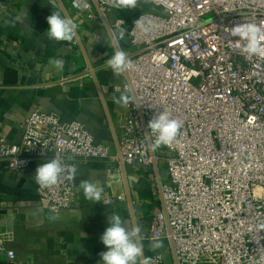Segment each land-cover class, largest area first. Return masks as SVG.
<instances>
[{
  "label": "built area",
  "instance_id": "built-area-1",
  "mask_svg": "<svg viewBox=\"0 0 264 264\" xmlns=\"http://www.w3.org/2000/svg\"><path fill=\"white\" fill-rule=\"evenodd\" d=\"M147 1L150 9L130 29L124 20L114 24L116 42L128 39L118 47L133 61L127 74L138 101L127 109L121 156L83 123L37 110L23 124L21 144L0 136V164L23 171L62 157L69 168L37 192L52 212L77 202L78 164L99 162L113 179H120L121 163L151 170L163 164L164 204L150 224L152 242L172 239L179 264H264V56L242 54L245 41L231 35L238 24L264 29V0ZM96 2L105 17L114 8L112 0ZM73 5L90 10L92 0ZM123 90L131 93L128 82ZM140 112L146 125L161 112L182 122L171 146L149 148ZM6 244L0 234V251L18 264ZM146 260L169 264L163 253Z\"/></svg>",
  "mask_w": 264,
  "mask_h": 264
},
{
  "label": "crops",
  "instance_id": "crops-1",
  "mask_svg": "<svg viewBox=\"0 0 264 264\" xmlns=\"http://www.w3.org/2000/svg\"><path fill=\"white\" fill-rule=\"evenodd\" d=\"M61 1L77 25L119 139L128 106L133 103H114L121 93L132 95L123 90L126 73L115 76L107 67L116 51L112 37L119 30L114 24L124 20L125 29H130L150 7H137L136 12H132L133 7H114L104 21L93 2L90 10H78L73 0ZM53 10L64 16L56 0H0V136L9 144H21L23 124L38 110L57 115L66 123H83L97 143L117 153L97 87L76 37L55 41L46 35L47 17ZM118 44L125 47L128 39ZM57 60L63 64H54ZM41 164L34 163L23 171H12L5 163L0 164V234L7 240L6 247L15 252L18 264H102L99 254L107 249L100 237L109 226L107 217L111 212L118 214L126 227L134 228L122 171L120 179H113L99 162L78 164L77 202L70 209L52 212L37 196L40 186L34 174ZM162 166H158L159 176L165 182L167 173ZM125 171L145 259L157 253L170 256V242L149 239L152 219L163 207L154 168L133 164L125 165ZM85 180L103 188L99 203L84 198L79 185ZM120 197L124 199L118 200ZM0 264H13L6 252L0 251Z\"/></svg>",
  "mask_w": 264,
  "mask_h": 264
},
{
  "label": "clouds",
  "instance_id": "clouds-1",
  "mask_svg": "<svg viewBox=\"0 0 264 264\" xmlns=\"http://www.w3.org/2000/svg\"><path fill=\"white\" fill-rule=\"evenodd\" d=\"M136 3L137 0H112V6L117 9L135 7ZM54 7L53 3V9ZM47 23L49 27L46 35L50 40L71 41L76 35L77 25L75 22L70 17L60 15L55 10L47 17ZM231 35L245 41L242 54L247 57L264 56V29L261 27L253 23L238 24L232 28ZM53 63L63 64L59 60L53 61ZM132 65L133 61L128 58L124 50L118 47L107 61V67L115 76L126 73ZM135 100L134 93L129 95L125 92L121 93L118 98H114V103L127 106L129 103H134ZM147 127L150 129V133L147 132L146 135H149V138L151 135H155V141L149 143V148L155 151L162 146L172 145L180 133L182 122L172 118L167 112H161L148 122ZM68 168L69 165L64 162L63 158L56 156L37 166L34 174L35 182L41 188L55 186ZM74 171L75 169H73ZM79 187L83 190L86 200L99 203L103 193L102 187L86 180L81 181ZM107 219L109 226L100 237L107 249L99 254L102 258V264H139L144 256L143 244L138 242L141 233L140 227H126L125 221L118 214L112 212ZM143 264H147V260H144Z\"/></svg>",
  "mask_w": 264,
  "mask_h": 264
},
{
  "label": "water",
  "instance_id": "water-1",
  "mask_svg": "<svg viewBox=\"0 0 264 264\" xmlns=\"http://www.w3.org/2000/svg\"><path fill=\"white\" fill-rule=\"evenodd\" d=\"M58 5L60 6L64 16L66 17H70L69 13H68V10L66 9V7L64 6L63 2L61 0H56ZM94 6L96 7L100 17L102 18V20L105 21V16L102 14L100 8H99V5L98 3L96 2V0H92ZM71 18V17H70ZM106 23V22H105ZM107 29L109 30V27L107 24H105ZM111 33V32H110ZM76 39H77V42H78V45L80 46L81 50H82V53L86 59V62H87V65H88V68L90 70V73H91V76L95 82V85L97 87V91L99 93V96H100V99H101V102H102V105H103V108H104V111H105V114H106V117L108 119V122H109V125H110V128H111V131H112V135H113V139H114V143H115V147H116V152H117V155L120 157L121 156V153H120V143H119V139L117 137V134H116V131H115V128H114V125H113V121H112V118H111V114H110V111L108 109V106H107V103H106V100H105V97L103 95V92H102V89H101V86L99 84V81H98V78L96 76V73L94 71V68L89 60V57L87 55V52L85 51V48L83 47V44L79 38V35L76 31V35H75ZM113 39V44L115 46V49L117 50V47H118V43L116 42L115 38L112 37ZM119 48V47H118ZM137 48H132L131 51H136ZM126 79H127V82L128 84L130 85L131 87V93L135 94L133 88H132V85H131V82H130V78L126 72ZM135 97H136V94H135ZM137 106H138V101H137V97H136V100L134 102ZM140 118H141V121L143 123V126H144V130H145V134L148 132L147 130V125L145 123V119L142 115V113L140 112ZM149 143H150V140H149V137L148 135H146ZM121 171H122V177H123V181H124V185H125V193H126V197H127V201H128V205H129V210H130V214H131V219H132V223H133V227H136L137 226V220H136V215H135V210H134V204H133V200H132V195H131V190H130V187H129V183H128V179H127V175H126V171H125V165L123 163H121ZM154 172H155V175H156V179H157V185H158V189H159V193H160V199H161V202H162V206L164 204L163 202V197H162V189H161V185H162V181L160 179V176H159V170H158V165L156 163H154ZM169 231V230H168ZM169 235H170V231H169ZM138 242L141 243V238H139ZM170 242V247H171V252H172V257H173V262L174 264H179L178 261H177V258H176V253H175V249H174V245H173V242H172V239L169 240ZM146 260L145 257L143 256V258H141V263L143 264V261Z\"/></svg>",
  "mask_w": 264,
  "mask_h": 264
},
{
  "label": "rangeland",
  "instance_id": "rangeland-1",
  "mask_svg": "<svg viewBox=\"0 0 264 264\" xmlns=\"http://www.w3.org/2000/svg\"><path fill=\"white\" fill-rule=\"evenodd\" d=\"M147 6H150V3L147 0H143L140 4H138L135 7H133L134 8L133 9L134 11H132V12H136L138 10L137 7H139L141 10H144L143 8H145ZM157 12H159V11H157ZM166 257H167L168 262L170 264L171 263V256H169L168 254H166Z\"/></svg>",
  "mask_w": 264,
  "mask_h": 264
},
{
  "label": "trees",
  "instance_id": "trees-1",
  "mask_svg": "<svg viewBox=\"0 0 264 264\" xmlns=\"http://www.w3.org/2000/svg\"><path fill=\"white\" fill-rule=\"evenodd\" d=\"M162 168H163V170L166 172V166H165V165H163V166H162Z\"/></svg>",
  "mask_w": 264,
  "mask_h": 264
}]
</instances>
